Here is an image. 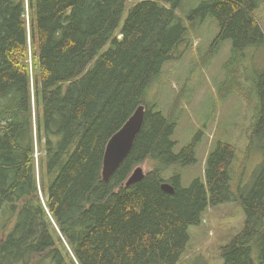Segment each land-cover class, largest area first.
<instances>
[{"label":"trees","instance_id":"16d2710c","mask_svg":"<svg viewBox=\"0 0 264 264\" xmlns=\"http://www.w3.org/2000/svg\"><path fill=\"white\" fill-rule=\"evenodd\" d=\"M133 1L0 0V264H179L190 227L231 202L245 223L221 249L223 264H264V162L243 186L236 146L218 143L203 180L183 188L175 168L196 163L203 133L175 153L174 114L146 99L189 26L209 17L219 24L210 55L225 41L236 58L264 53L255 16L264 0ZM249 80L251 150L264 141V70ZM142 105V131L104 182L107 145Z\"/></svg>","mask_w":264,"mask_h":264},{"label":"rangeland","instance_id":"374dc122","mask_svg":"<svg viewBox=\"0 0 264 264\" xmlns=\"http://www.w3.org/2000/svg\"><path fill=\"white\" fill-rule=\"evenodd\" d=\"M133 4L135 1L130 0L128 7ZM195 5L194 0H187L185 8ZM198 6L199 3L195 8ZM255 16L264 31V4ZM218 33L219 24L213 17L200 26H189L188 40L146 93L150 105L166 118L174 114L175 153L190 144L199 131L203 133L196 149V163L175 168L181 173L185 189L195 180H203L207 157L218 143L236 146V168L239 173L244 168L243 186L252 184L264 162V141L257 145L255 139L250 150L257 96L249 80L257 70H264V53L251 49L236 58L232 41H225L210 55ZM141 166L145 174L151 169L149 163ZM244 223L245 213L238 203L209 208L203 223L190 227L191 239L179 264H223L221 249L242 231Z\"/></svg>","mask_w":264,"mask_h":264},{"label":"water","instance_id":"95a60500","mask_svg":"<svg viewBox=\"0 0 264 264\" xmlns=\"http://www.w3.org/2000/svg\"><path fill=\"white\" fill-rule=\"evenodd\" d=\"M146 115L145 106H140L128 122L109 141L103 167V180L109 182L115 172L131 153L135 140L142 131ZM146 174L142 166L138 167L128 179L126 187L130 188L140 183ZM162 190L167 194H174L175 188L169 183L162 184Z\"/></svg>","mask_w":264,"mask_h":264}]
</instances>
